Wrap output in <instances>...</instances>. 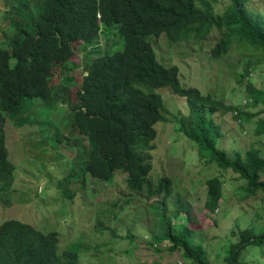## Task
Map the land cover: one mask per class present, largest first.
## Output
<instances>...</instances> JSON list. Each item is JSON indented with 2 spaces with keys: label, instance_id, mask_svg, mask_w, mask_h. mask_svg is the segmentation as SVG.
Instances as JSON below:
<instances>
[{
  "label": "trees",
  "instance_id": "trees-1",
  "mask_svg": "<svg viewBox=\"0 0 264 264\" xmlns=\"http://www.w3.org/2000/svg\"><path fill=\"white\" fill-rule=\"evenodd\" d=\"M3 1L0 200L10 186L14 170L4 144L5 116L16 123L24 112L26 98L27 104L34 98L47 107L63 105L69 110L70 120L57 137H63L77 150L75 156L82 161L81 170L104 181H112L118 170L123 174L125 187L143 191L145 197L159 195L152 200L157 202L158 220L153 224L156 229L149 232L150 244L154 247L166 241L167 251H180L191 264H210L203 246L191 239L192 228L187 224L191 220L189 203L174 194L171 210H167L170 178L161 175L151 182L147 177L151 168L149 150L154 147L156 134L153 124L169 118V110L151 88L167 86L184 97L187 111L173 114L176 130L195 144L198 155L205 157L206 162H213L219 170L229 169L244 180L241 196L262 192L264 207V154L253 145L227 154L217 145L221 128L215 119L216 114L226 111L237 120L243 115H256L252 131L264 133V87L251 82V58H246L235 80L246 97L242 105L261 104L260 109L247 113L241 106L226 103L223 97L203 102L195 86L178 82L175 64L155 59L151 41L160 33L169 42L194 41L214 29L217 37L208 49L211 57H220L231 46L251 47L264 55V15L247 7L248 0H226L220 12L214 10L211 0ZM103 30L114 32L116 41L111 43V51L86 56L79 68L68 60L73 52L72 41L78 40L86 48L94 46ZM73 70L78 78L74 93L64 82L52 83L64 71ZM204 183L203 203L212 213L221 197V179L217 174L211 175ZM130 201L131 196H127L120 205ZM181 212L183 219L173 221ZM262 219L260 231L251 227L236 231V240L227 246L226 264H256L240 260L239 253L246 246L264 245V214ZM126 236L131 237L128 233ZM57 242L55 230L42 231L12 217L0 219V264H78L76 252L66 248L58 251Z\"/></svg>",
  "mask_w": 264,
  "mask_h": 264
},
{
  "label": "rangeland",
  "instance_id": "rangeland-1",
  "mask_svg": "<svg viewBox=\"0 0 264 264\" xmlns=\"http://www.w3.org/2000/svg\"><path fill=\"white\" fill-rule=\"evenodd\" d=\"M211 4L220 12L226 0H211ZM29 5L33 8L32 3ZM246 6L264 15V0H248ZM5 7L0 0V26ZM105 31L99 33L94 46L86 48L80 41H72L73 52L68 60L79 68L86 56L111 51L114 47L111 43L116 38L113 31ZM216 37V30L211 29L201 39L169 42L160 33L151 41V47L157 61L177 66L178 82L195 86L201 101L223 97L226 103L241 106L245 112L253 114L261 104L242 105L246 97L235 74L243 61L251 58L250 80L256 87H264V55L251 47L231 46L225 54L213 58L208 49ZM256 57L260 60L256 61ZM63 73L53 78L52 83L64 82L74 93L78 86L75 70ZM151 89L160 95L169 110V118L153 124L156 134L152 140L154 147L149 150L151 168L147 177L151 182L161 175L170 178L171 190L165 199L167 210H171L174 194L186 200L191 216L187 221L192 228L191 239L203 246L210 264H226L227 246L236 240L238 229L251 227L255 232L260 231L263 194L241 196L244 180L235 177L229 169L219 170L213 162H206L205 157L198 155L195 144L176 130L173 114L187 111L183 96L167 86ZM32 100L27 104L28 98L24 99V112L16 118V123L7 116L3 123L7 157L14 170L10 186L0 200V219L12 217L42 231H57V250H74L78 264H191L180 251H167L166 241L154 247L149 242V232L156 229L153 224L158 220L157 202L152 203V200L159 195L145 197L143 191L125 187L123 174L118 170L112 181L93 178L82 171V161L75 156L77 150L62 140L63 137H57L68 125L69 110L63 105L47 107L39 100ZM255 117L243 115L237 120L230 111L216 114L221 128L217 145L227 154L249 145L264 154V133L252 131ZM216 174L221 179V197L211 213L203 203L204 181ZM127 196H131V201L120 205ZM137 197H141L139 201ZM182 219L181 212L173 221ZM127 233L131 237L126 236ZM263 250L264 245L246 246L241 249L239 259L264 264Z\"/></svg>",
  "mask_w": 264,
  "mask_h": 264
}]
</instances>
